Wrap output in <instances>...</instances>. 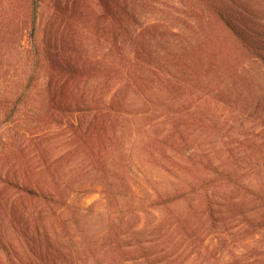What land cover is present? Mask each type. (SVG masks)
I'll return each instance as SVG.
<instances>
[{"label":"rangeland","instance_id":"obj_1","mask_svg":"<svg viewBox=\"0 0 264 264\" xmlns=\"http://www.w3.org/2000/svg\"><path fill=\"white\" fill-rule=\"evenodd\" d=\"M29 1L0 0V264H134L130 253L122 259L105 254L109 235L123 240L125 246L117 250H133V232L146 253L149 240H155L160 252L165 245L161 232L170 235V264H205L213 256L221 264H234L236 257L263 254L264 225L247 227L246 216L226 206L244 202L264 207V90L256 112L244 113L208 103L201 94L217 85L241 83L249 75L264 86V66L227 39L196 50L183 22L195 15V0H127L137 16L134 27L165 20L187 33L182 43H150L147 49L153 56L158 50L163 55L164 48L172 54L189 48L190 59L197 51L219 54L209 53L218 60L207 86L197 83L176 90L181 103L174 110L182 120L174 136L185 155L176 154L180 158L173 166L163 157L154 163L148 138L141 140L136 125L130 133L122 120L108 121L103 144L98 132L92 129L89 136L84 131L91 114L82 109L95 108L96 100L104 106L118 86L111 69L110 14H103L97 0H40L34 20ZM57 37L62 45L73 44L67 53L83 63L86 58L92 68L87 80H76L71 93L63 92L64 98L56 93L58 76L52 77L47 62ZM133 99L130 92L128 100ZM70 101L79 103L71 107L73 114L66 111ZM166 130L158 127V138ZM153 133L146 134L155 137ZM119 154L120 167L114 161ZM96 158L107 161L105 167ZM144 175L157 181L161 199L155 194L146 199L145 190H154ZM152 200L160 205L152 207ZM189 214L190 221L179 232L168 224L166 230L152 232L162 216L177 222Z\"/></svg>","mask_w":264,"mask_h":264},{"label":"trees","instance_id":"obj_2","mask_svg":"<svg viewBox=\"0 0 264 264\" xmlns=\"http://www.w3.org/2000/svg\"><path fill=\"white\" fill-rule=\"evenodd\" d=\"M39 1H29L31 16L34 20L35 12L37 11L36 5ZM60 2L58 1V4ZM97 2L103 14H110L114 23L112 28L114 33V60H112L111 69L114 70V75L117 76L118 86L104 106H101V100H96L94 103H98V106L95 108L89 106V108L82 109V111L88 109L91 114V122L88 123L84 131L89 136H91L92 129L94 132H98V140L100 144H103V137L109 134L107 129L108 121H114V119L122 120L123 124L130 130V133L132 132V127L136 125L135 127L138 128V135L141 140H144L146 136L148 138L146 139L150 143V156L155 161L154 163H158L163 157L164 159L166 158L165 163L168 166H173L176 160L180 158L176 157V154L185 155L183 145L174 136V130L182 120V117L178 116L174 110L177 107V103H181L176 90L180 89L182 85L189 86L194 84L196 86L197 83H205V86H207V77L211 71L215 70L218 60L214 53L219 54L214 50H210V52H214L213 54L197 51V55L190 59L188 55L192 51L189 48H184L182 54L177 52L172 54L171 52L173 51L171 49L164 48L163 55L158 50L156 51V56H153L147 49L150 43L153 46L165 43L172 44L177 41L182 43L187 38L183 34L187 33L181 31L180 28L175 30V27L172 26L173 24L165 20L148 23L138 29L134 27V23H138L136 22L137 16L135 11L129 7L127 0H97ZM194 3L195 10L193 7L192 9L195 15L183 19V22L189 31L188 39L194 40L197 45L195 47L196 50L214 40L223 39L226 41L227 39L233 41L236 49L243 52L244 55L256 58L264 66L263 0H195ZM53 41L55 48L54 51L48 53L47 62L53 73L52 77L57 80L58 76L55 86L58 87L59 92L56 93L61 98H64L63 92H67L66 89H68L71 93L70 90L76 85V80L80 81L83 78L87 80L92 68L86 58L83 63L78 59H74V56L69 54V52L67 53V48H72L73 44L70 46L62 45L58 37ZM125 48L129 49L133 57L126 53ZM190 60L192 62L188 66L187 64ZM104 67L106 68L107 66ZM244 79L241 83L235 82L231 84V82H228L227 86H223V88H219L217 85L207 95L203 93L201 95L206 98L208 103H222L224 107L238 108L241 113L248 112L250 109L256 112L258 105L262 102L261 92L264 90V86L256 81L252 75L247 76V78L244 77ZM212 81L213 79L210 80L209 84ZM163 88H165L164 91H162ZM130 92L134 93L136 98L133 101L128 100ZM60 97L59 101H61ZM183 101L186 102L187 99H183ZM78 104L77 101L75 103L70 101L66 111L73 114L76 110L71 107H76ZM161 116L162 118L160 119ZM82 118H80L79 122L81 125L83 124ZM138 124L139 126H137ZM162 125L164 129L167 127V132H165L163 138H158V127ZM152 130H154L153 135L155 137L146 134ZM112 136L116 139L115 129L112 131ZM90 138L88 137L87 139ZM182 143L184 144V142ZM156 156L160 158L158 159ZM96 161L101 167H105L107 162L98 158H96ZM114 161H117L115 164L120 167L122 162L120 154L115 156ZM136 176L135 174L134 177ZM144 179L150 183L151 188L154 190V192L149 191V189L145 190L146 199H154L152 197L153 194L156 195L155 198L161 199L162 193L156 188L157 181L152 180L147 175H144ZM21 188L28 193L37 195L36 191L27 186ZM133 196H135V192H133ZM152 201L150 202L152 207L155 208L160 205L159 202ZM226 208L228 211L237 209L245 215L247 227L255 226L257 223L264 225V207H248L244 202H229ZM204 210H202L201 216L204 215ZM135 214L136 210L133 211V215ZM212 214L213 212L211 211L210 215ZM213 220L215 221L214 218ZM184 221L186 223L190 221V214L185 219L180 220L178 218L177 222L168 218V216H162L153 227L152 232L157 234L162 230H166L164 229L166 224L169 227L174 225L173 229L179 232L180 229H185L186 223ZM199 222L200 224H205L206 219ZM187 227L189 228L188 225ZM186 231L183 230L180 233H186ZM161 234L165 245L160 252L156 250L158 249V244L154 242L155 240H149L152 244L148 246V252L146 253V248L139 247L141 241L138 240L136 232H133L131 238L133 239L132 245H135L133 250H117L118 247L122 248L125 246V244L123 246L120 244V242L123 243V240L118 236L109 235L105 239L107 246L105 254L110 259L115 257L122 259L124 254L130 253L134 264H170L171 255H174L173 241L170 235L162 232ZM140 250L144 251L142 252L143 256L139 255ZM158 257L160 258L158 259ZM205 264H221V262L213 256L208 258ZM234 264H264V253H258V255L250 253V255L245 257H236Z\"/></svg>","mask_w":264,"mask_h":264}]
</instances>
